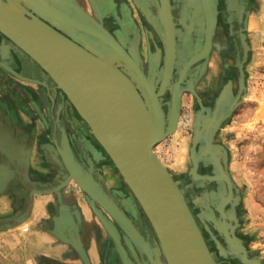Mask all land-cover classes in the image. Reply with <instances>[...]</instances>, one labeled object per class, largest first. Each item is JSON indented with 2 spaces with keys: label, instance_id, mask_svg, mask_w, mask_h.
<instances>
[{
  "label": "water",
  "instance_id": "obj_1",
  "mask_svg": "<svg viewBox=\"0 0 264 264\" xmlns=\"http://www.w3.org/2000/svg\"><path fill=\"white\" fill-rule=\"evenodd\" d=\"M65 1L69 4L64 1L62 4L72 8L70 1ZM5 6L0 4L1 35L15 47L16 51L20 50L24 53L48 79L53 81L55 87L65 96L67 102L91 131V135L111 160L147 219L163 264H217L211 257L197 222L172 176L167 174L160 163L152 158L155 147L176 130V121L168 128L169 118L165 117V113L172 112L175 119L179 115L177 101L180 91L174 89L173 104L163 98L167 87L169 91L171 90L169 85L171 77L167 79L165 75L170 71L169 66L164 72L156 74L155 84H153L151 79L144 77L138 69L141 60L136 51L131 50L129 57L124 51L121 53L120 46L112 50L109 43H103L104 48L101 50L86 49L70 35L63 36L56 31L57 29H51L48 25L31 24L29 23L31 20L18 13L15 15L16 12L14 13L8 5ZM240 12L242 14L238 16V24H240L238 35L243 49V60L249 52L244 36L249 8H241ZM57 16L61 14L57 13ZM164 27L168 42L170 31L166 24ZM209 37L210 35L208 39ZM8 57V55L1 57L0 68L22 81L39 83L20 76L8 67L7 61L3 62ZM235 57V67L238 69L239 78H242V62L239 61L237 53ZM110 81L119 84L125 95L124 101L119 100L123 107L121 112L126 116L123 120L127 121L131 118L135 126L132 132L133 142H128L127 146H123L122 143L118 144L115 139V142H109L110 132L100 127L103 122L102 118L108 121L118 115V112L117 114L111 110L108 112L110 95L115 94L112 91L116 90L115 87L110 89ZM243 89L242 80L239 79L237 93L233 96L231 81L228 80L221 86L214 104L209 107L203 106L200 97L193 88H190L188 92L199 106V110L193 124L189 159L194 166L199 161H203L204 166H211L212 173L210 174L213 175L212 178H215L212 180L218 181L220 192L217 195L212 194L207 203L216 207L222 196H225V199L221 209L228 203L227 213L221 212L219 208L217 211L219 217H216L215 213L206 207L208 215L202 216L212 224L217 234L223 237L224 246L220 245L213 235L210 237L215 243L219 256L236 260L240 264H258L247 256L245 243L235 236L234 229L231 227V221L237 223L235 209L240 203L239 191L233 187L226 172L228 161L226 149L221 145H214L217 131L223 120L236 106L239 92ZM157 118L159 119L156 120ZM142 124H145L149 130L145 140L142 139L144 135L140 137L137 132ZM115 145L117 149L113 150L112 146L115 147ZM208 147L211 149L208 150ZM120 149L124 150L121 154L118 153ZM129 151L131 153H128ZM129 163H132L130 168L127 166ZM192 171H189L190 176ZM70 176L76 180V185L87 196L88 201L92 205L96 204L100 210L117 222L133 243L139 246L149 264H160L154 260L139 232L136 230L138 236L143 239V246L138 244L131 229L129 230L115 215L116 212L127 221L128 219L122 212L106 197L93 189L91 187L93 185L81 175L74 176L71 172ZM198 179L193 178L192 180L195 182ZM201 179L202 183L212 181L209 176ZM225 218L229 222H226ZM199 220H201L200 217Z\"/></svg>",
  "mask_w": 264,
  "mask_h": 264
},
{
  "label": "crops",
  "instance_id": "obj_2",
  "mask_svg": "<svg viewBox=\"0 0 264 264\" xmlns=\"http://www.w3.org/2000/svg\"><path fill=\"white\" fill-rule=\"evenodd\" d=\"M80 1H84L89 5L87 0ZM103 1L105 3L107 0ZM249 1L247 0L243 6H239L235 10L238 14L237 19L242 14L240 12L241 8H246ZM208 2L209 0H197V4L196 2L194 4L192 1L197 12L204 11L206 5L209 7L208 12L212 19V24L210 23L208 28V32L211 29L208 39L210 41L206 44L205 39L204 48L208 45L210 50L212 39L217 38L214 39L216 49L210 55L206 53L204 55V62H209V67L203 82L198 87L206 84L210 64L214 61L215 52H218L216 55L217 60L223 57L222 62L232 57V69H236L235 56L237 53L239 61L242 62L243 70L242 78L238 76V69L234 74L229 73L230 71L225 72L219 83V88H221L222 81L224 85L230 80L233 96L237 93L239 79L242 80L244 86V89L239 92L236 106L230 115L223 120L219 128L221 129L222 126L223 128L229 126L237 109L248 97L249 77L244 72V67L250 54H248L249 56L246 55L245 60L243 59L242 61L243 49L238 35L240 29L238 20L236 32L233 30L231 21V26L226 27V34L224 35L222 29L216 27L217 11H215L216 9L211 10V3L208 4ZM103 3L98 1L95 3V15H98V17L100 16L99 5H103ZM165 6L168 7L169 11L170 0L161 2L162 13H160L163 29L161 30V38L163 37L164 39L166 35L164 24L170 31L169 40L167 42L166 37V43H164L166 44L167 52H163L162 56V48L156 44H148V38L151 37L148 31H145L146 42L143 44V41L139 40L137 36L135 40L129 43L131 46L128 54H126L130 57L131 50L137 52L141 62L147 64L141 69L138 67V69L143 71L141 72L144 77L150 78L151 81L153 80V84L156 74L161 71L164 72L165 68L169 66L171 70L165 75L167 79L171 77L169 80L171 87L173 75L177 73V68L172 65L175 55L172 52L173 44L171 40L175 39L177 29H175L174 25L171 26L166 23L167 18L165 13H163ZM227 8L229 18H231L229 10H234V7L228 4ZM249 10L251 9L249 8ZM204 12L206 13V10ZM248 15L249 13L247 17ZM247 17L244 36L250 51V42L248 44L247 40ZM3 46L5 45L1 44V47ZM204 50L206 51V49ZM3 56L6 55L1 54L0 59ZM3 72L1 73L0 70V264H119L117 260L119 248L113 244L115 237L113 235L112 222L109 224V222L105 223L103 221L102 216L97 212L95 204L92 205L88 201L87 196L70 180V172L66 168L59 172L58 166L55 164L54 155L59 156L58 153L63 152L67 159L68 154H70V152L67 153L66 149L69 150L70 137L74 136V133L71 132L72 127L66 119H55V107L52 104L41 102L39 88L31 83L14 80L6 72V74H3ZM135 77L137 78V76ZM228 77L230 78L228 79ZM209 86L210 84L208 83L207 87ZM168 88L164 92V96L169 94ZM201 101L203 106L213 105L207 104L209 102ZM196 109H198V105ZM166 115L167 113H165V117ZM59 127H64L65 129L62 134L57 132ZM79 127L82 126L79 125ZM79 134V138L82 141L80 142L77 134L75 135V140L86 147L87 151L88 143L86 142L89 140L84 128H80ZM214 144L217 143L214 142ZM81 151L75 157H83L84 155ZM73 159L72 163L78 160L77 158ZM209 171L210 166L208 167L207 165L205 167L199 164L196 168V175L198 177L199 173L203 177ZM81 176L87 182L93 180L91 175L89 176L88 171L81 172ZM197 181L194 182V186H196L194 191L200 193L197 188L201 189L202 185H207V183ZM210 185L212 187L207 188V191L200 193L198 197L204 193H214L216 185L214 183ZM197 198L195 204L197 208L201 207V213L206 216L207 210L199 204ZM220 206H222V200L218 202L217 207L213 211L218 213L215 210L219 209ZM203 220H201L202 225H204V222L207 223L204 217ZM206 232L209 238L210 234L216 237L211 231ZM104 234L106 240L103 238ZM220 245L223 246V242Z\"/></svg>",
  "mask_w": 264,
  "mask_h": 264
},
{
  "label": "rangeland",
  "instance_id": "obj_3",
  "mask_svg": "<svg viewBox=\"0 0 264 264\" xmlns=\"http://www.w3.org/2000/svg\"><path fill=\"white\" fill-rule=\"evenodd\" d=\"M6 1L8 2V4L6 3ZM6 1L4 0V3L8 5L14 12L30 19L31 16L33 18L38 17L39 14L36 13L33 8L34 5L40 6V2H42L43 0H31L32 2L28 0L25 1V3H23L22 0ZM74 1L80 4L82 10L88 15V20L90 19V16L92 17V22L86 21L81 18L79 12H70L68 11L66 6H64L63 4H59L51 6V12L49 13L52 14L53 10H56L55 13L61 14L62 18L59 19L55 15L57 21V23L55 24V21H52L53 19L51 17H46L43 14V19L41 18L43 24L54 27L55 30H63L66 34L77 36L79 39H83L84 36H81V32L77 29L78 27L82 29L80 27L81 22L83 24H86L87 26H89V28L92 29V35L96 36L95 40L92 41L90 45H88V48L94 51L103 49V43H109L102 41L105 40L106 36L114 42L120 41V38L121 41L123 40L122 38L124 37L122 35H119V37H114L112 35V27L102 17H100V19L93 20V15L96 13V10L92 5H88L84 1L80 0ZM251 6L252 10L249 12V15L247 17L248 44L250 42V51L248 54H250V57H248V61L244 67V72H246L247 77H249L248 97L237 109L234 119L229 124V126L225 128H223L222 126L221 129L217 131L214 142L217 144H221L226 148L228 152L226 172L231 180L233 187L239 191L240 203L235 209V214L237 217V228L234 230V234L245 243L247 256L249 258H252L255 263L264 264V0H252ZM115 38H117L118 41L115 40ZM121 41L117 44L120 47L122 45L125 53L128 54L131 45L129 43L126 44L125 41ZM13 55H15L13 58L14 60L11 61V59L8 57L7 60H3V62L7 61L8 67H10L16 73L20 74V76H24L25 78V74L28 75L27 73H30L32 69L22 68L20 65L16 67L13 63H15L16 57L19 56L17 54ZM231 58L229 57L227 58V61L225 60V62L220 63L219 59L217 60L216 56L214 57V61H212V63L210 64V70L207 75L206 84H203L200 87L197 86V91H195L196 94L204 102H208L211 98H214L216 96L219 90V83L221 82V78L225 75V72H229L232 69L233 62ZM143 63L144 62H141V67L146 64ZM15 68H17L18 70ZM0 70L1 73L5 71L2 68ZM5 72L14 80L17 79L7 71ZM5 72H3V74H6ZM24 72L25 74L23 75ZM39 76L41 77L42 75L40 74ZM29 79L34 81L39 80L37 75L36 77L32 76ZM22 82L28 84L30 83L26 81ZM38 82L40 83V80ZM178 83V81L172 80L171 90L168 91L169 94L167 96H164L163 98L167 101H170V103L172 102L173 104V93H171L172 88L179 90L180 96L178 97L177 101L179 116L191 114V119H193L192 117L194 113L192 110L196 102L189 92H182L181 86H177ZM208 83L210 84L209 87H207ZM39 93L41 102H43L45 95L42 91H39ZM71 115L74 117L73 119H78V116L73 109ZM79 122L82 128H84L85 130V127H87L85 123H83L82 121ZM191 125L189 126V129L185 131L182 128H180L179 130L176 124L175 132L172 131L171 135L162 143L157 145L154 149L155 156L158 158L161 164L169 170L181 194L183 195L185 193L184 195L188 199H190V197H194L196 194V192H194L193 195L187 193V189L192 188L191 184L192 182H194L189 175L191 161L188 155L191 146ZM72 132L74 133V131ZM85 132L89 140L86 142L88 143L87 151L86 147L76 142L75 134L74 136L70 137V139L71 141H73V144L76 142V146L72 147V152L66 149L67 153L70 152V154H68L67 156V159L72 164L73 169L78 172V175H81V172L83 173L84 171H88L89 176L91 175V177L93 178V180L90 182V184L93 185L91 187L98 191L102 196L106 197L120 212L124 214V216L128 220L130 219L125 213V210L127 209L119 200L121 198V194L130 197V199L134 202V209L136 210L137 208V210H140L143 214L134 196L123 182L117 170L114 168L112 162L108 159L104 151L98 146V143L91 135L89 129L86 128ZM79 140L80 142L82 141L81 138H79ZM69 147L70 146H68V148ZM74 148H80L79 152L83 149V151H81L84 155L83 157H81L82 162L84 161L85 163L83 166L79 164L77 160H75L77 162L72 163V161H74L73 158H75L74 154H72L74 153ZM159 154L160 157L158 156ZM100 155L103 156L102 159L104 158L103 162L98 160ZM186 184L187 186L185 188ZM211 187L212 185L210 184L202 185V189L199 191L205 192L207 191V188ZM117 192H119V194H117ZM95 206L98 210L97 212L100 216H102L101 218L105 223L109 222V224H111L112 222L111 225L113 226V235L115 237V239H113V244L119 248V255L117 257L119 264H126L128 262H130V264H147V259L143 252L140 250L139 246L133 243V241L126 235V233L117 222L110 218L105 212L100 210L96 204ZM127 211L129 213V210ZM202 215L203 214L201 213L200 207L198 217H200V219L204 221ZM130 216L131 218H133L132 215ZM215 216L219 217V214L215 213ZM225 220L229 222L228 219L225 218ZM207 223L209 224V222ZM207 223L204 222L205 230L210 231L209 227L205 225ZM104 225L106 226V224ZM117 229L122 232L121 236L119 235L120 231H117ZM103 238L106 240L105 234L103 235ZM215 239L218 243L220 242L216 237ZM144 241L145 243L147 242L145 239ZM210 243V249L212 250V253L214 252L215 260L220 261L226 259L228 262L230 261L231 264H240L236 260L219 256L215 243L212 240H210ZM153 244V247L148 246V244L147 246L154 260L157 263L163 264V259L159 255L155 237ZM122 255L124 256V258L122 257Z\"/></svg>",
  "mask_w": 264,
  "mask_h": 264
},
{
  "label": "flooded vegetation",
  "instance_id": "obj_4",
  "mask_svg": "<svg viewBox=\"0 0 264 264\" xmlns=\"http://www.w3.org/2000/svg\"><path fill=\"white\" fill-rule=\"evenodd\" d=\"M25 1H28V0H22L23 3H25ZM63 1L66 4L67 3L69 4V2L65 0H43L42 2H40L41 4L40 6L34 5V8L32 6L34 11L38 13L39 15L38 17H34V18L31 16L30 19L34 20L35 22L39 24H43L42 19H43V14H44V16L46 17L47 16L51 17L53 19L52 21H55V24H56L57 21H56L55 15L59 19L62 18V15L57 16V13H55L56 10H53L52 14H50L49 12H51L50 11L51 6L59 5V4L61 5ZM69 1H70V5L72 8L67 7L68 11L77 13L80 10L79 14L81 15V18H83L86 21L92 22L91 20L92 17L90 16V19L88 20V15L82 10L78 2H75L74 0H69ZM87 1L89 5H92L94 7V9H95L96 1H98L99 3L104 2L103 0H87ZM192 1L194 2V4L195 2L197 4V0H170L171 6L169 7V11H168V7L166 6H165V9L163 10V13H165V17L167 18L166 23H168L171 26L174 25L175 29H177L175 39H173V41L171 40V43L173 44L172 52L175 55V57L173 58L172 65L173 67L177 68V73L173 75V80L179 82L177 85L181 86L183 93L188 92L191 87H193V89L197 91V86H199L203 82L205 73L209 67V62H206V63L204 62V58H205L204 55L205 53L207 55H210L216 49L214 39H217L216 37L212 39L210 50L208 48H204L205 39H206V44H208V42L210 41L208 40V35H210L209 33L211 32V29L208 32L209 30L208 28L210 26V23L212 22V19L208 12L209 7L206 5L205 9L203 8L204 11L206 10V13L204 11L197 12L195 10V7ZM161 2H165V0H107L105 3H103L104 6L101 4L99 5L98 10H99L100 16L98 17V15L94 14L93 20L100 19V17H102L112 27V30H111L112 35L114 37L116 36L119 37V35L120 36L122 35L124 37L122 38L123 39L122 41L123 42L125 41L126 44L131 43L133 40H135V38H137V36L139 37V40L143 41V44H144L146 42L145 41V31H148L151 37V38H148V44L150 45L156 44L157 46L162 48L161 50H162V56H163V52L166 53L167 48H166V44H164L166 43V35L164 39L163 37L161 38V32H162L161 30H163L161 14H160L162 13L161 12ZM246 2L247 0H242V1L240 0H209L208 4L211 3L210 4L211 10L216 9L215 11H217L216 27H219L220 29H222L224 35L226 34L225 32L226 27L231 26L230 24L231 21H232L233 30L236 32L237 20H239V18L237 19L238 14L236 13L235 10L237 9V7L243 6L244 3ZM6 3L8 4L7 1ZM228 4L231 7H234V10H229V12L231 13V18H229V14L227 11ZM248 4L246 5V7L251 9L252 0H250ZM251 10H249V12ZM80 24H81L80 27L83 30L80 29L79 27L77 30L81 32L80 33L81 36H84L83 39H79L77 36H74V35H70V34H67V35L68 36L70 35L72 38H74V40H77V42L80 45L88 49V45H90V43H92V41L95 40L94 38L95 36L92 37V32H91L92 29L89 28V26H87L86 24H83L82 22ZM51 29H54V27H51ZM84 30L89 33H86ZM56 31L62 34L63 36H65L66 34L63 30L57 29ZM115 40L118 41L117 38H115ZM3 41H6V42H3ZM102 41L111 43L110 46L112 50L113 49L116 50L119 47L117 43L121 41V38H120V41L114 42L113 40L111 41V39L106 36L105 40H102ZM1 44H4L5 46L1 47ZM0 47H1L0 55L8 54L11 61L14 60L13 58L15 55L13 54H17L19 56V57H16V61L15 63H13L16 67L20 65L22 68L32 69L30 73H27L28 75H26L25 72L23 73V75L25 74L26 76L25 78L29 79L30 77L32 76L36 77L37 75V77L40 80V83L31 82V84L33 83V85L39 88V91L40 92L42 91L43 94L45 95L43 99L44 104L46 103L52 104L55 107L54 109V113L56 115L55 119L56 120H58V118L66 119L68 124H70V126L72 127L71 132L74 131V134L75 135L77 134L79 138L80 128H82V127H79V125H81L79 121L81 120L79 119V117L78 119H73L74 117L71 115L72 107L67 102L63 94L54 86V84L50 80H48L46 75L41 73L39 68L25 54H23L20 50L16 51L15 47L10 45V43L7 40L3 39L1 35H0ZM203 48L206 49V51ZM120 51H124V48L122 45H121ZM217 54L218 52H215L214 55L216 56ZM219 54H222V53H219ZM21 58L23 61L21 60ZM222 58L219 59L220 63H222ZM139 68L141 69V66ZM202 72H204L203 75H202ZM236 72H237V69H232L230 70L229 73L234 74ZM38 74L39 75L41 74L42 76L40 77ZM229 78L230 77H228V79ZM18 80H21V79H18ZM151 82L153 83V80ZM222 85H223V81H222ZM173 91L174 89L172 88L171 93H173ZM219 91H220V88L216 96L215 97L213 96L214 98H211L208 101L209 103L207 104H210V105L214 104L215 99H217L216 97L218 96ZM196 108H197V104L195 103V105L193 106V110H192L193 113L196 110ZM56 110H59V111H56ZM166 117L167 119L168 118L171 119V120L168 119L169 121L168 128H170L171 124L174 121H176L177 123V119L179 118V115L175 119L173 116V113L171 112V113H167ZM86 128L87 127H85V130ZM64 130H65L64 127L57 128L58 134L59 133L62 134ZM102 157L103 156L100 155V157L98 158V160L101 162H103L104 160V158L102 159ZM190 178H192V176H190ZM198 178H199L198 181L202 182V179H201L202 174L198 173ZM186 186L187 184L185 185V188ZM191 186L192 188L187 189V193L190 195H193V193L195 192L194 190H196L195 189L196 186H194V182L193 184H191ZM197 189L201 190L202 188L201 189L197 188ZM202 192L203 191H200V193ZM200 193H196L195 196L190 197V199L185 197L184 195L185 193L182 196L185 202L187 203L189 209L191 210L193 217L195 218V220L197 221L199 225V229L209 248L211 256L213 257V259H215L214 252L212 253V250L210 249L211 239L208 237L205 227L204 225L201 224L199 217H198L200 208L199 207L197 208L195 204L196 198L198 197ZM117 194H119V192H117ZM126 197H127L126 195L121 194V198L119 200L120 202H122V205L127 210H129V213L127 210H125L127 217L130 219L128 221L143 236V238L147 241L146 243L148 244V246L153 247L154 235L150 229V226L147 220L144 218L140 210H137V208L136 210L134 209L135 207L134 202L130 199V197H127V198ZM221 207L222 206H220V208ZM226 209H227V206L225 205L223 207V212H225ZM215 211L217 212L218 209ZM130 215H132L133 218H131ZM206 225L209 227L210 231L216 236V238L220 241L219 244H222V237L216 235V233L214 232L212 228V225L210 223L209 224L207 223ZM118 230L119 229H117V231ZM121 234L122 232L120 231L119 235L121 236ZM122 257L124 258L123 255ZM215 261L217 262V264H231V262L230 261L228 262L226 259H223L220 261L215 260ZM126 264H130V262Z\"/></svg>",
  "mask_w": 264,
  "mask_h": 264
},
{
  "label": "bare ground",
  "instance_id": "obj_5",
  "mask_svg": "<svg viewBox=\"0 0 264 264\" xmlns=\"http://www.w3.org/2000/svg\"><path fill=\"white\" fill-rule=\"evenodd\" d=\"M4 3V1H2V0H0V4L4 7L5 5L3 4ZM6 7V6H5ZM15 13V12H14ZM17 13H15V15H16ZM22 16V15H21ZM247 17V16H246ZM28 19V18H27ZM30 20V19H29ZM29 23H31V24H39V23H37V22H35V21H33V20H31ZM0 35H1V33H0ZM62 35V34H61ZM2 36V35H1ZM3 37V36H2ZM4 38V37H3ZM249 48V47H248ZM249 53V52H248ZM24 54V53H23ZM246 57V56H245ZM245 60V59H244ZM1 63H2V61H0ZM170 70H171V68H170ZM147 79H150V78H147ZM48 80H50L52 83H53V81L51 80V79H48ZM156 80V79H155ZM155 80H154V84H155ZM54 84V83H53ZM110 84H111V87H110V89H113L114 87H115V89L116 90H113L112 91V93H115V94H112V95H110V109L108 110V112H110V110L111 111H113L115 114H117V112H118V115H116L117 117H115L114 119H112V120H104L103 118H102V121L103 122H101V125H100V127H103V130H107L108 132H110V135H108V137L110 138V141L109 142H115V140L117 141V143L118 144H120V143H122V145L123 146H127L129 143L128 142H130V143H132L133 142V140H132V132H133V129H135V126H134V124H133V120H131V118L130 119H127V121H125V120H123V118L124 117H126L125 115H123V112H121V109H123V107L120 105L121 103L119 102V100L121 99V101H124L126 98H125V95H124V93L122 92V88L119 86V84H117V83H115V82H113V81H110ZM55 86V85H54ZM158 86V85H157ZM85 88V87H84ZM81 89H83V88H81ZM83 91V90H82ZM122 95V98H120V96ZM64 96V95H63ZM65 97V96H64ZM66 99V98H65ZM82 100H83V98H82ZM117 100H118V103H117ZM85 103V102H84ZM113 107V108H112ZM209 107H211V106H209ZM128 108V107H127ZM73 109V108H72ZM74 110V109H73ZM198 110H199V106H198V109H196L195 111H194V114H193V119H191V114H189V117H188V119H189V126L191 125V120H192V125H191V127H192V135H193V124H194V120H195V115H196V113H198ZM75 111V110H74ZM76 113V112H75ZM77 114V113H76ZM78 116V115H77ZM79 117V116H78ZM181 118H182V115H180L179 116V118H178V122L176 123L177 124V126H178V129L180 130V128L182 127V125H181V123H180V120H181ZM79 119L81 120V118L79 117ZM159 118H157L156 120H158ZM82 121V120H81ZM83 122V121H82ZM84 123V122H83ZM107 125H108V128H107ZM180 125H181V127H180ZM152 127H154L153 125H152ZM88 128V127H87ZM189 128V127H188ZM105 130V131H106ZM90 131V130H89ZM137 132H138V135L141 137V135L143 134L144 136V138L142 137V139H146L147 137H148V132H149V130H147V127H146V125L145 124H142L141 126H139V128H138V130H137ZM90 133H91V131H90ZM196 134H197V131H196ZM129 135V136H128ZM192 135H191V138H192ZM128 136V137H127ZM155 138V137H154ZM153 138V139H154ZM112 139V140H111ZM115 139V140H114ZM78 143V142H77ZM214 145H219V144H214ZM68 146H70L69 147V151L70 152H72V147L74 146H76V142L73 144V141H70V143H69V145ZM99 146V145H98ZM100 147V146H99ZM121 147V146H120ZM101 148V147H100ZM190 148H191V146H190ZM80 149V148H79ZM79 149H75L74 148V153H72V154H74V156L75 155H78V153H79ZM102 149V148H101ZM112 149L113 150H115V149H117L116 148V145H115V147L114 146H112ZM208 150H210L211 148L210 147H208L207 148ZM122 149H120V152H118V151H116V153L118 152V153H120L121 154V152L123 153V151L124 150H122ZM190 150V149H189ZM82 151H83V149H82ZM76 153V154H75ZM105 153V152H104ZM125 153V152H124ZM128 153H131L130 151L128 152ZM55 154V153H54ZM59 154V156H56V155H54V161H55V164L58 166V170H59V172H61V171H63V169H67L70 173H69V176L71 175V172L74 174V176H80V175H78V172L77 171H75L74 169H73V166H72V164L70 163V161H68V159H66V157H65V154L62 152H60V153H58ZM106 154V153H105ZM161 155H162V151H161ZM228 155V154H227ZM107 156V155H106ZM159 157H160V154L158 155ZM189 156V155H188ZM75 158H77L78 160V163L79 164H81L82 166L85 164L84 163V161H83V163H82V159H81V157L79 156V157H75ZM152 158H153V160H156L158 163H160V166L163 168V170H165V172L167 173V174H169V175H171L170 174V172H169V170L167 169V168H165L162 164H161V162L158 160V158L155 156V154H153L152 155ZM109 159V158H108ZM132 159V158H131ZM110 160V159H109ZM111 161V160H110ZM199 164H201L202 166H204V163H203V161H199L195 166H194V164L192 165L191 164V168H190V170L189 171H192V169H193V171L191 172V176H192V178H195V179H197L198 177H197V175H196V168H197V166H199ZM130 165L132 166V163H129L127 166H129V168H130ZM206 167V166H205ZM130 170V169H129ZM210 173H212V170H211V166H210V171L208 172V174L206 175V177L207 176H209V177H211V180L212 179H215V178H212L213 177V175L212 174H210ZM70 177H72V176H70ZM205 177V175L203 176V178ZM71 181H73L74 182V184L76 185V180L72 177L71 179H70ZM207 182V181H206ZM212 183H214L215 185H216V190H215V192L214 193H210V194H206V193H204V194H202L200 197H198L197 198V201L199 202V204L203 207V208H209V209H211L212 211H213V209L215 208V207H212L210 204H208L207 202H208V199L210 198V196L212 195V194H218L219 192H220V190H218L219 189V187H218V185H217V183H218V181H216V180H212V181H210L209 183L207 182V185H209V184H212ZM176 184V183H175ZM178 187V186H177ZM179 189V188H178ZM180 191V190H179ZM181 193V192H180ZM182 195V194H181ZM225 199V196H222L219 200H218V202L220 201V200H222V205H223V200ZM204 200V201H203ZM218 202H217V204H218ZM186 205H187V203H186ZM226 205V204H225ZM224 205V206H225ZM227 205H228V203H227ZM187 207H188V205H187ZM217 207V206H216ZM188 209H189V207H188ZM190 210V209H189ZM206 210V209H205ZM204 210V211H205ZM221 212L223 211V209H221L220 210ZM115 212V211H114ZM190 212H191V210H190ZM206 212V211H205ZM214 212V211H213ZM228 211H226L225 213H227ZM215 213V212H214ZM115 215L124 223V225L125 226H127L128 227V229L130 230V231H132V234H133V236L135 237V239H136V241L138 242V244L140 245V246H143V242H142V240H141V237L140 236H138V234H137V231H136V229L132 226V224L128 221H126V220H124L120 215H118L116 212H115ZM208 215V213L206 214V216ZM204 216V215H203ZM205 217V216H204ZM195 219V218H194ZM206 219V218H205ZM207 221V220H206ZM197 222V221H196ZM226 222H228V221H226ZM197 225H198V223H197ZM198 227H199V225H198ZM231 227L235 230L236 228H237V223L235 224V223H233L232 221H231ZM200 230V229H199ZM25 231V230H24ZM215 231V230H214ZM201 232V231H200ZM216 232V231H215ZM216 234H217V232H216ZM211 235L212 234H210V237H211ZM218 235V234H217ZM218 236H220V237H222L221 235H218ZM204 239V238H203ZM222 240H223V237H222ZM205 241V240H204ZM223 242V241H222ZM224 244V243H223ZM212 257V256H211ZM151 264H153V263H151Z\"/></svg>",
  "mask_w": 264,
  "mask_h": 264
},
{
  "label": "built area",
  "instance_id": "obj_6",
  "mask_svg": "<svg viewBox=\"0 0 264 264\" xmlns=\"http://www.w3.org/2000/svg\"><path fill=\"white\" fill-rule=\"evenodd\" d=\"M188 117H189V115L187 114V115H183L182 116V118H181V120H180V123H181V125H182V127H181V125H180V127L183 129V130H185V131H187L189 128V119H188Z\"/></svg>",
  "mask_w": 264,
  "mask_h": 264
}]
</instances>
